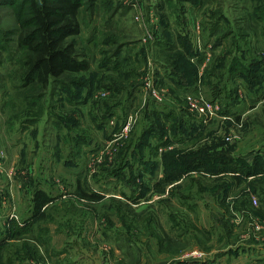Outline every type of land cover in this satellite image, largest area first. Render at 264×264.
I'll use <instances>...</instances> for the list:
<instances>
[{"label":"rangeland","instance_id":"obj_1","mask_svg":"<svg viewBox=\"0 0 264 264\" xmlns=\"http://www.w3.org/2000/svg\"><path fill=\"white\" fill-rule=\"evenodd\" d=\"M259 2H86L71 40L89 71L41 88L22 86L28 4L0 0V264H264V175L204 160L264 162ZM220 89L217 113L190 114Z\"/></svg>","mask_w":264,"mask_h":264},{"label":"trees","instance_id":"obj_2","mask_svg":"<svg viewBox=\"0 0 264 264\" xmlns=\"http://www.w3.org/2000/svg\"><path fill=\"white\" fill-rule=\"evenodd\" d=\"M94 1L95 0H26L29 12L26 19L19 22L20 29L16 40V45L20 49L25 50L27 53L24 63H22V66L25 68L22 79L23 87L32 86L34 83L36 86L45 88L50 80L61 78L67 74L77 75L89 71L90 63L88 59L84 57L83 53L81 54L76 50V46L71 38L79 35L81 32L79 14L81 13V8L85 5L84 3L89 2L87 5H91ZM255 7L258 8H255L254 11H257L258 15L262 17L264 15V4L260 6L259 2ZM214 18L215 19H213L210 25L211 35H213L211 31L215 32L219 29L218 24L220 22L218 21V17L214 16ZM117 48H119V45ZM116 53L117 51L114 52L115 56H117ZM187 53H189V48H187ZM189 54L193 55L191 52ZM110 61L111 62L108 63L109 65L106 67H113L111 65L113 61ZM180 67L182 66H174L171 64L165 68V70H169L170 72V79L173 78L174 74H177L176 69ZM181 83L185 85L186 82L181 80ZM254 84V79H252V84L250 86ZM220 92L221 89L220 91L218 90L214 93L216 101L222 99ZM69 101L72 102L73 100L70 99ZM79 103L80 102L76 99L75 104ZM109 109L110 107L107 110V115L111 114L108 112ZM224 113L225 112L221 114L223 115ZM166 117H171L172 120H174L172 126L177 128L178 131L176 132L178 136H180L181 133L185 135L192 134V129L188 124H181V122H179L180 119L177 118L180 116L177 115L176 112L168 111ZM235 119L238 121L239 115L236 116ZM176 122L178 123V126H176L177 124L175 125ZM176 141L183 142L182 138H179ZM229 156L230 155L226 157L223 155L217 156L212 152L206 155L204 160H206L210 167L217 168L221 165L222 169L219 168L218 170L220 172L222 171L227 173L230 171L235 174V176H242V178L247 177L248 179L250 176L253 177L260 174L264 175V162H262L259 158H256L252 165L254 166L253 168L257 167L258 170L248 172V166L251 164H244L247 168L245 170L247 172H245L243 168V161H241V159H237V157L232 158ZM201 163L202 160L200 162H195V165H201ZM166 181L167 179L164 178L163 182ZM157 183L158 180L154 185ZM41 196L42 192H38L34 197L35 209H38L37 203L38 200L41 199ZM81 196H86L88 198L92 197L94 199L101 198L99 195H86L85 193H82Z\"/></svg>","mask_w":264,"mask_h":264},{"label":"built area","instance_id":"obj_3","mask_svg":"<svg viewBox=\"0 0 264 264\" xmlns=\"http://www.w3.org/2000/svg\"><path fill=\"white\" fill-rule=\"evenodd\" d=\"M148 86V85H147ZM148 88V93L150 97L153 99L154 102H163V97L161 98L158 93L153 88ZM189 101V102H188ZM187 103L189 106V112L195 118H204L208 114H212L214 111L217 113L221 106L219 105L218 101H208L204 99V97L199 96L198 99L192 101L191 98L187 97ZM220 115H222L220 113ZM226 116V115H224ZM232 139L227 138V141H231Z\"/></svg>","mask_w":264,"mask_h":264},{"label":"crops","instance_id":"obj_4","mask_svg":"<svg viewBox=\"0 0 264 264\" xmlns=\"http://www.w3.org/2000/svg\"><path fill=\"white\" fill-rule=\"evenodd\" d=\"M168 110H169V111H173V109H168ZM25 218H26V217H25ZM26 220H30V219L27 218Z\"/></svg>","mask_w":264,"mask_h":264}]
</instances>
